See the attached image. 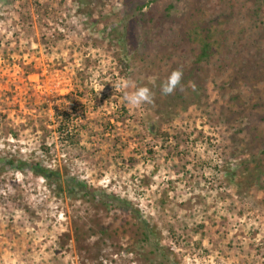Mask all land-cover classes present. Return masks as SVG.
<instances>
[{"label":"rangeland","instance_id":"374dc122","mask_svg":"<svg viewBox=\"0 0 264 264\" xmlns=\"http://www.w3.org/2000/svg\"><path fill=\"white\" fill-rule=\"evenodd\" d=\"M0 264H264V0H0Z\"/></svg>","mask_w":264,"mask_h":264},{"label":"trees","instance_id":"16d2710c","mask_svg":"<svg viewBox=\"0 0 264 264\" xmlns=\"http://www.w3.org/2000/svg\"><path fill=\"white\" fill-rule=\"evenodd\" d=\"M142 6L143 5L137 6V8H139L138 13H140V11L142 10ZM134 10H136V8ZM134 12L131 13L129 18H133L135 16ZM130 20L131 19H128V16H127L126 33L130 31L129 30ZM207 39L208 40L201 47V51L197 58L199 62H202L206 59L208 60L211 54V44L209 41L210 37ZM120 61L122 62L124 61V59H121ZM74 126L70 127L68 123H63L58 128H56V131H58L60 134L62 133L65 134L68 138L73 140L75 144H78L79 143V136H78L79 135V131H78L79 125L78 126L74 125ZM18 166L20 167L21 165H18ZM29 166L33 172L39 174L42 177H45L51 180L52 182H55L57 185H59L60 188L64 187L62 184V174L59 169L54 170V169L45 167L40 163H34V164L30 163ZM67 180L69 182L67 184V186L69 185L67 189L69 190L70 193H73L76 195H79V193L85 194L86 190H84V187H83L84 185L82 182L76 181L75 178L70 177V176L67 177ZM94 198L96 200L97 199L100 200V197L95 196ZM108 200L110 201L107 203V206L109 207L110 210H112L114 207H118L120 210L123 211V214L125 217L132 216V218H134L137 221L136 222L137 224L135 225L136 228L134 231H132L133 233L131 235L135 243L138 246H141L143 248L147 247L150 250L151 257L157 258V261L159 260L165 263L168 256L166 255V251L164 250L163 245L160 243V239L158 235L159 234L158 228L155 225L150 224L149 221H147L145 218H141L140 212L134 209L131 205H128L129 203L127 201H122V202L119 201V203L116 204L114 199L109 198ZM127 222H128V219L125 218V224H127ZM76 240H78V236L76 237Z\"/></svg>","mask_w":264,"mask_h":264},{"label":"clouds","instance_id":"9594fccd","mask_svg":"<svg viewBox=\"0 0 264 264\" xmlns=\"http://www.w3.org/2000/svg\"><path fill=\"white\" fill-rule=\"evenodd\" d=\"M183 70L182 68H177L170 76L167 78V80L161 85V93L162 95H173L175 94V91L179 88L181 91H183L182 87V79H183ZM130 86V83L128 81L124 82H118L113 85L114 89H120V88H127ZM154 96L155 94L151 91L148 87H140L135 92L128 94L125 93V100L128 104L139 107L142 104H153L154 103Z\"/></svg>","mask_w":264,"mask_h":264}]
</instances>
